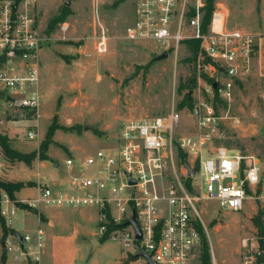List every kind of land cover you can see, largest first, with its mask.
Here are the masks:
<instances>
[{
    "label": "built area",
    "instance_id": "2783aa9c",
    "mask_svg": "<svg viewBox=\"0 0 264 264\" xmlns=\"http://www.w3.org/2000/svg\"><path fill=\"white\" fill-rule=\"evenodd\" d=\"M130 1L134 19L125 30V41L150 42L160 53H189V57L190 43H196L191 65L197 92L188 93L190 103L183 114L175 106L165 116L120 122L111 144L78 163L80 172L71 175L75 161L65 159L67 173L59 184L48 186L41 179L36 193L21 200L0 190V218L6 227L17 209L36 213L35 228L17 233L19 239L9 228L0 243L7 260L40 264L44 208L95 209L97 234L110 235V240L119 237L126 264H147L145 257L131 258L138 253L136 244L154 264H200L205 227L198 206L205 202H216L226 213L249 208L254 217L260 215L264 229V159L224 144V121L230 117L223 116L220 108L234 85L250 76L259 37L228 30V14L222 8H214L203 25V0ZM31 6L32 0H0V137L7 123L29 122L26 137L37 141L39 52L44 40ZM97 27L94 50L104 54L109 38L99 22ZM184 115L192 124L187 134L180 133ZM188 169L195 171L190 175ZM132 217L141 233L139 240L132 225L122 227ZM239 260L264 264L260 230L255 228L239 240Z\"/></svg>",
    "mask_w": 264,
    "mask_h": 264
},
{
    "label": "rangeland",
    "instance_id": "374dc122",
    "mask_svg": "<svg viewBox=\"0 0 264 264\" xmlns=\"http://www.w3.org/2000/svg\"><path fill=\"white\" fill-rule=\"evenodd\" d=\"M32 1L44 40L39 52V139H27L29 122L8 121L1 136L15 153L33 155L27 165L5 157L0 148V183L19 185L15 200L33 196L41 179L48 186L61 183L68 157L75 161L70 174L80 172L78 163L111 144L120 122L165 116L175 106L183 114L185 106L179 107L180 102L197 92V87L179 88L193 74L186 60L189 53H169L155 61L160 49L152 43L124 40L134 19L130 0ZM213 7L227 12L228 30L259 37L250 76L238 81L220 106L223 116L239 121L237 125L230 118L224 121L222 141L237 152L264 159V0H215ZM98 22L109 38L104 54L94 50ZM183 121L180 133H190L192 124L186 115ZM41 146H46L43 154ZM198 211L210 264H240L239 240L256 228L250 209L226 213L209 201L199 205ZM35 214L17 209L9 226L21 234L30 231ZM40 220L45 232L41 264H126L119 237L110 240V235L100 238L97 234L95 209L44 208ZM1 221L0 240L7 235L1 231ZM93 239L100 246L92 248ZM4 258L0 245V264H12Z\"/></svg>",
    "mask_w": 264,
    "mask_h": 264
},
{
    "label": "trees",
    "instance_id": "16d2710c",
    "mask_svg": "<svg viewBox=\"0 0 264 264\" xmlns=\"http://www.w3.org/2000/svg\"><path fill=\"white\" fill-rule=\"evenodd\" d=\"M214 1L215 0H204L203 25H205V26L207 25V23L210 19L211 13L214 9V7H213ZM196 46H197L196 43H190V47H191L193 53H191V57L186 59L189 63L192 62L193 57L196 55V53H195ZM195 87H196V80H195V76L193 73L186 80L185 84H181L179 88L180 89L188 88V89L192 90ZM189 101H190L189 96L188 95L184 96L183 100L179 104V107L187 105L189 103ZM0 148H1V151L3 152L5 157H8L9 159H15V160L20 161V162H24L27 165H29L31 158L33 156V155L25 156V155H21V154H18V153H15L14 151H12L11 148L7 145L5 137H0ZM45 150H46V146H41V149H40L41 154H43V152ZM0 190H3L11 199H14L13 193L19 190V185L0 183ZM253 224L255 225V227L258 230H260V233L264 234V229H262V227H261L259 214H257L255 217H253ZM1 231L4 234L8 233V230L6 229L4 221H1ZM3 238L0 240V243L2 242ZM2 257H4L3 254H2ZM4 260L6 261L5 258H4ZM200 264H210V256L208 254V249L206 247L205 240H204L202 233H201Z\"/></svg>",
    "mask_w": 264,
    "mask_h": 264
},
{
    "label": "water",
    "instance_id": "95a60500",
    "mask_svg": "<svg viewBox=\"0 0 264 264\" xmlns=\"http://www.w3.org/2000/svg\"><path fill=\"white\" fill-rule=\"evenodd\" d=\"M68 4H69L68 1H66L65 5H68ZM167 55H168V54H167L166 52H163V53H160L159 55H157L156 57H153V58H154L155 61H159V60L165 59V58L167 57ZM213 88H215V84L213 85ZM84 129H86V127H84ZM188 171H189V174L192 175V174L194 173L195 169H188ZM128 225H132V226H133V228H134V230H135V238H136L137 240L141 239V233H140V230H139L137 224L135 223V219H134V217H132L131 220H129V221H127L126 223H124V224L122 225V227H126V226H128ZM14 236L17 237L18 239L20 238L19 235H17L16 232L14 233ZM91 245H92V248H94L95 245H98V246H99V243H98V241H97L96 239H93V240L91 241ZM1 247H3L2 244H1ZM136 249H137L138 253L135 254V255H133V256L131 257L132 259H138V258H144V257H145V258L147 259V264H154L153 262H151L149 256L144 255V254L141 252V250H140L139 247H138V244H136Z\"/></svg>",
    "mask_w": 264,
    "mask_h": 264
},
{
    "label": "crops",
    "instance_id": "0c3cea01",
    "mask_svg": "<svg viewBox=\"0 0 264 264\" xmlns=\"http://www.w3.org/2000/svg\"><path fill=\"white\" fill-rule=\"evenodd\" d=\"M255 58H256V55L254 56V58H253V66H254V61H255ZM35 226H36V220H35V222L34 221H32V223H31V227H30V230H33L34 228H35ZM11 230H13L11 227H9ZM14 231V230H13ZM14 232H16V233H19L18 231H14ZM99 243V242H98ZM99 246H100V243H99ZM6 259V258H5ZM43 259V258H42ZM9 262L10 260H7L6 259V261L5 262ZM43 261V260H42ZM12 262V261H11ZM12 264H30V263H27V262H19V263H14V262H12ZM40 264H41V262H40Z\"/></svg>",
    "mask_w": 264,
    "mask_h": 264
}]
</instances>
